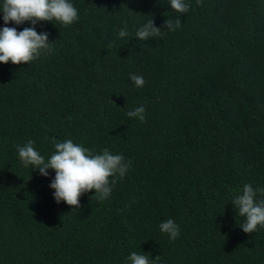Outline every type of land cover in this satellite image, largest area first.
<instances>
[{
    "label": "trees",
    "instance_id": "1",
    "mask_svg": "<svg viewBox=\"0 0 264 264\" xmlns=\"http://www.w3.org/2000/svg\"><path fill=\"white\" fill-rule=\"evenodd\" d=\"M70 2L73 24L35 25L51 54L0 64V264H130L133 251L157 264H264V227L244 233L231 204L244 184L264 187V0H185L183 14L169 0ZM176 18L175 31L135 37ZM140 105L143 123L127 116ZM50 138L132 166L105 200L57 204L54 171L24 167L16 150L32 140L47 160ZM168 219L174 241L159 230Z\"/></svg>",
    "mask_w": 264,
    "mask_h": 264
},
{
    "label": "clouds",
    "instance_id": "2",
    "mask_svg": "<svg viewBox=\"0 0 264 264\" xmlns=\"http://www.w3.org/2000/svg\"><path fill=\"white\" fill-rule=\"evenodd\" d=\"M203 0H196L197 6ZM170 8L176 13H187L190 4L185 0H169ZM0 13L3 14L4 27L0 28V64L27 65L39 58L42 54H51L52 44L48 42L47 32H37L35 25L40 22H58L68 26L78 20V10L70 0H2ZM9 22L15 25L29 23L32 27H26L17 31L15 27H8ZM181 20L165 19L162 27L154 26L153 19L144 23L135 33L140 41L149 38L160 37L161 33L175 31L181 26ZM129 36L125 24L118 31V37L123 39ZM129 79L136 87H143V76L131 74ZM129 118L145 122V107L140 105L127 112ZM54 152L45 160L34 147V142L28 140L24 145H17L18 158L24 167H33L41 176L47 177L49 170L54 171V179L49 188L53 190V199L59 204L63 202L71 208L80 207V197L88 192H94L98 201L108 198L117 183L124 178L132 161L125 160L120 154H112L107 148L102 153L93 154L87 148L74 143L71 139L63 142L50 138ZM261 197L257 199V197ZM232 206L237 215L243 218L240 224L241 230L253 233L258 226L264 227V187H253L252 184L243 185L240 193L232 200ZM127 207V206H126ZM161 233L168 235L170 241H174L180 235L179 226L168 219L159 225ZM130 264H157L160 256L154 260L149 254L133 251L127 257Z\"/></svg>",
    "mask_w": 264,
    "mask_h": 264
}]
</instances>
